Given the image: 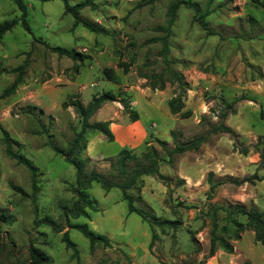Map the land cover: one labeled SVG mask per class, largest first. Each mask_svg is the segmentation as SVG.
<instances>
[{"label":"rangeland","instance_id":"1","mask_svg":"<svg viewBox=\"0 0 264 264\" xmlns=\"http://www.w3.org/2000/svg\"><path fill=\"white\" fill-rule=\"evenodd\" d=\"M81 1L67 0L69 5ZM144 1L93 0V8L86 7L79 15L104 32L94 33L73 26L61 0H22L35 41L20 24L0 40V213L6 216L5 221L0 220V264H28L31 248L43 251L50 264H213V260L237 264L234 250L225 254L216 248L210 253L209 231L214 208L240 204L256 209L237 201L252 193L253 184L228 181L254 173L264 175V164H259L258 151L253 148L258 138H264V117L260 116L261 110L264 113V15L250 6V0H188L198 5L199 14L208 13L205 21L215 32L208 36L195 21L193 11L178 9L168 59L174 60L171 69L189 85L184 109L191 115L184 119L174 116L175 121H171L169 115L147 103L151 100L159 105L160 100L167 110L165 99L171 98L174 90L158 56L160 44L147 42L162 36L155 28L164 24L172 0L140 5ZM19 15L10 0H0V24ZM50 47L67 49L82 59L59 56ZM24 62L21 84L13 95L2 98L16 76L11 70ZM118 63L127 66L125 74ZM105 68L116 72L119 84L105 80L101 73ZM160 83L164 85L162 91L150 89ZM102 92L120 95L117 102L104 103L89 122H133L118 102L123 99L153 136L146 140L148 145L163 158L165 153L154 137L165 141L167 149L196 136L206 137L197 151L174 155L169 164H159V173L168 181L144 176L139 192L128 191L134 198L140 196L133 203L136 208L147 210L159 220L174 222L172 228L152 227L157 238L151 248L150 228L136 214L128 213L118 189L104 192L92 183L86 192L93 201L88 218L68 219L70 224H86L91 231L107 237L108 248H90L79 232L67 227L61 212V207H70L75 201L70 192L75 170L51 150L49 143L66 150L80 129L73 109H62L61 104L76 96L86 106ZM224 102H233L234 113L228 114L223 123L234 137L209 134L210 126L218 123L217 116L226 109ZM3 131L12 140V150L37 167L35 191L29 172L5 155ZM169 131L176 133L174 139ZM95 135L88 136L82 157L88 160L87 170L106 173L120 151L119 145L98 135L101 141L88 148ZM145 143L132 152L140 155ZM263 147L261 144L259 148ZM244 149L245 155L241 153ZM252 165L257 167L253 170ZM209 173L210 184L206 181ZM216 182L222 183L209 197V187ZM253 190L258 194L262 191L261 187ZM256 210L264 212V200ZM215 214L216 234L225 238L220 228L232 229L231 225L225 221L223 210L217 209ZM46 219L53 221L60 232L45 224ZM64 232L75 244L77 257L62 242ZM247 244L245 237L239 247L244 249ZM253 264H258L256 259Z\"/></svg>","mask_w":264,"mask_h":264},{"label":"trees","instance_id":"2","mask_svg":"<svg viewBox=\"0 0 264 264\" xmlns=\"http://www.w3.org/2000/svg\"><path fill=\"white\" fill-rule=\"evenodd\" d=\"M18 9L20 15L18 19H13L10 21H5L0 24V40L3 35L13 29L17 24L23 28L25 32L32 35V32L25 19V8L22 0H10ZM40 2H48L53 0H37ZM63 2V9L65 14H69L73 19V26H81L86 30L94 33H104L101 32L94 24L81 18L79 13L82 9L89 7L93 8V0H82L74 5H69L67 0H61ZM157 0H145L140 5L151 4ZM211 2L212 0H208ZM250 6L256 10L260 11L264 15V0H250ZM180 7H185L193 11L196 14V22L200 28L208 35L213 36V32L208 23L205 21V17L208 14H199V7L196 3H192L188 0H172L168 5L165 13V22L161 26H157L155 31L161 32L162 36H156L148 40L147 43H159L160 49L158 51V56L160 57L164 68L168 71L172 82L174 84V90L172 97L167 100L166 105L169 113L172 116H178L179 118H188L191 115L189 110L184 109V94L189 89V85L184 81L183 76L172 70L170 65L174 64V60L168 59L169 54V38L171 37V29L174 24L176 13ZM33 37V35H32ZM35 38L33 37V40ZM35 41V40H34ZM46 45V44H44ZM49 50L56 53L59 56H64L72 60L82 59L81 56L71 53L69 50L60 47H50ZM118 68H122L123 73L127 71V66L125 64L118 63ZM26 68V62H24L19 67L11 70V73H15L16 76L13 82L8 88H6L1 97H9L13 95L16 88L22 82V77ZM102 76L106 81L112 84H119L120 78L112 68H105L102 70ZM151 90L162 91L164 89L163 83L155 86L152 84L150 86ZM120 94H113L111 92H102L98 96H93L91 101L83 106L76 96L70 97L67 101L61 104L62 109L72 108L75 115L79 119L80 129L74 135L69 147L66 150L57 148L53 144L49 143L51 150L63 160L71 165L75 170L74 183L70 188L71 194L75 197V201L70 207H61V212L66 220L67 227L74 229L79 232L82 237H84L90 248L95 246H101L104 248L110 247L109 239L103 235L97 234L91 231L86 224H70L68 219H78L80 217L88 218L87 210L93 209V201L87 195V190L90 189L92 183H96L104 192H109L111 189H118L121 192V198L127 203V211L129 214H136L143 223H146L150 228L151 238L149 243V248L152 247L155 242L157 235L152 230L153 226L156 227H169L172 228L174 225L173 221L170 220H159L151 215L147 210L138 209L134 206V201L139 200L140 196L137 195L136 198L131 196L128 191L135 190L139 192V189L143 186L141 178L144 176H154L162 181H168V178L159 173L158 167L160 163L171 162V158L174 155H180L185 152H195L199 147L206 142V137L196 136L190 141L174 144L171 149L166 148V142L154 139L155 143L164 151L165 157L163 158L155 148L145 143V150H143L140 155L134 154L131 150L122 149L118 152L114 160L110 163V170L106 173H99L95 170H87L86 164L88 160L82 157L84 150L87 145V138L89 135H101L106 141L113 142V135L109 130L108 122H89L90 118L100 109V107L106 102H117V97ZM122 104L123 112L126 113L131 121H136L138 115L129 106L128 103L120 99L118 100ZM226 109L221 111L217 116L218 123L216 125L210 126L209 134L215 133H225L231 137L235 136V133L227 126L224 125L223 120L228 114H233V102H224ZM261 118L264 117L263 110L260 111ZM176 133L170 131V136L172 139L175 138ZM1 142L4 145L5 155L16 162L18 165H22L30 174L31 186L33 191L36 190V178L38 175L37 167L25 158L22 154L13 151L11 144L12 140L9 138L8 134L3 131ZM264 144V138H258L256 144L253 148L258 151L260 165L264 164V147L260 149V145ZM242 154H247V150H241ZM128 163H132L131 167H128ZM212 174L207 175V183H211ZM264 180V175H258L254 173L252 176L243 178L241 180L229 179L236 185L242 183L254 184L255 182H261ZM222 182H216L209 187L208 195H212V191L216 185H220ZM219 210H223L225 213V221L231 225L232 229L228 226H222L220 231L224 234L225 238L218 237L216 234L217 223L215 219V213ZM212 220L211 229L209 231V244L210 253L213 254L216 248H219L226 254H232L233 246L231 241H236L239 239L240 234L244 230H250L254 233V242L258 243L264 252V212L260 213L256 209L250 207L246 209L240 204L234 206H226L225 208H214L212 210ZM240 219H243L241 222ZM0 220L5 221L6 216L0 213ZM44 223L51 226L57 232L56 224L51 220H44ZM62 242L67 249H70L75 257H77V250L75 244L69 239L68 233L64 232L62 235ZM28 264H50V258L41 250L37 248H31L29 251V263Z\"/></svg>","mask_w":264,"mask_h":264},{"label":"crops","instance_id":"3","mask_svg":"<svg viewBox=\"0 0 264 264\" xmlns=\"http://www.w3.org/2000/svg\"><path fill=\"white\" fill-rule=\"evenodd\" d=\"M139 98H145V97H139ZM169 99L170 98L165 99V104L167 100ZM147 103L150 106H152V108L162 111L165 115H169L171 121H175L174 116H172L169 113L168 108L167 110L162 108L163 102H161L160 100H159V105H156L151 100H148ZM135 106H136V102L133 104V107ZM108 123H109V130L111 131L113 138H114L113 142L119 145V150L128 149L134 152L139 151L140 148H142V145L146 142V140L149 137H153L152 135H148L146 130L140 124L139 116L136 121L130 122V124L128 125L120 121H110ZM169 135H170V131H169ZM154 138H157V137H154ZM100 139L101 138L98 135H95L92 138V141L88 142V148L89 146L93 145L95 141H101ZM256 167L257 166L252 165L253 170ZM250 187H251L252 193H250L249 195H245L244 199L241 198V200H237V201H239V203L243 205H245L246 203H250L253 205V207L258 209L259 204L261 203V201L264 200L263 199L264 198V180L261 182H256V184H253ZM257 187H261V190H262L261 194L254 192L253 188L257 189ZM257 211L260 212V210H257ZM245 237H247L248 244L244 249H242L239 247V245ZM233 242H234L233 244L234 246L233 245L232 246L234 248L233 250L235 252V262L237 264H239L240 261L245 262L246 264H253V259H256L258 264H264L263 249L258 243L254 242V233L252 231L244 230L240 234L239 239ZM258 245L260 246V248Z\"/></svg>","mask_w":264,"mask_h":264},{"label":"water","instance_id":"4","mask_svg":"<svg viewBox=\"0 0 264 264\" xmlns=\"http://www.w3.org/2000/svg\"><path fill=\"white\" fill-rule=\"evenodd\" d=\"M213 264H218L216 260H213Z\"/></svg>","mask_w":264,"mask_h":264}]
</instances>
